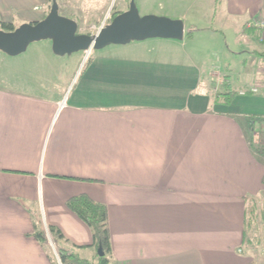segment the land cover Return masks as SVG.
<instances>
[{"label":"crops","instance_id":"1","mask_svg":"<svg viewBox=\"0 0 264 264\" xmlns=\"http://www.w3.org/2000/svg\"><path fill=\"white\" fill-rule=\"evenodd\" d=\"M48 1L0 0V20L38 21ZM219 3L225 25L256 41V65L217 71L189 54L134 56L128 43L94 51L64 99L0 89V264H63L52 233L55 247L36 235L50 226L79 259L70 264L97 261L90 226L67 205L82 193L108 207V264H256L244 235L250 200L264 195L248 136L264 118V43L247 22L264 17V0ZM165 15L183 19L186 45L187 12ZM211 82L238 90L231 104L214 101Z\"/></svg>","mask_w":264,"mask_h":264},{"label":"rangeland","instance_id":"2","mask_svg":"<svg viewBox=\"0 0 264 264\" xmlns=\"http://www.w3.org/2000/svg\"><path fill=\"white\" fill-rule=\"evenodd\" d=\"M220 1L170 0L168 4L166 3L168 8L163 10L160 7V0H148V4H144L142 0H135L142 15L187 12V25L195 26L194 36H185L184 46L180 39L134 40L130 42L127 51L134 56L170 61H185L189 54L196 62H204L206 69L213 64L217 71L224 70L227 66L238 71L241 65L237 63L245 57L249 64L256 65L253 60L255 56L248 54L256 41L251 38L247 40L240 34L238 27L225 25L227 19L223 15ZM58 2L61 14L78 21L80 33H96L106 18L110 21L116 12L129 7V0H58ZM51 5L52 0H49L47 12L50 11ZM117 47L122 46L111 44L106 46L105 51L115 52L121 49ZM94 51L99 53V49H91L90 52L80 50L72 54L57 55L53 52L52 41L49 38L30 43L26 51L14 56L0 50V89L21 90L55 101L64 99L70 95L81 70L94 55ZM236 74L237 72L235 76ZM250 81L254 82L247 80ZM207 83L209 85V81ZM214 83H210L212 92L219 88L222 90L223 84L217 86V82ZM253 132L256 147L260 145L258 153L264 159V121L261 123V119L255 118ZM263 194L264 192L261 193ZM248 230V238L250 237L252 241L249 245L255 262L264 264V195L259 197L256 216ZM250 252L248 250V254Z\"/></svg>","mask_w":264,"mask_h":264},{"label":"water","instance_id":"3","mask_svg":"<svg viewBox=\"0 0 264 264\" xmlns=\"http://www.w3.org/2000/svg\"><path fill=\"white\" fill-rule=\"evenodd\" d=\"M78 29V21L61 14L58 0H52L44 18L23 22L12 30L0 28V50L14 56L26 51L30 43L49 38L53 52L65 55L91 48L102 49L111 44L126 45L134 40L182 39L185 35L183 19L154 13L142 15L135 0H130L126 10L117 13L96 33H80ZM99 253L103 254L101 248Z\"/></svg>","mask_w":264,"mask_h":264},{"label":"trees","instance_id":"4","mask_svg":"<svg viewBox=\"0 0 264 264\" xmlns=\"http://www.w3.org/2000/svg\"><path fill=\"white\" fill-rule=\"evenodd\" d=\"M119 12H116L111 17V19ZM16 26L17 25L13 22L0 20V28H3L5 30H12ZM192 35H193L192 30L186 32V36L192 37ZM262 59L264 61V55H262ZM90 63H91V58L87 61L86 66L89 65ZM212 94L215 102L223 103V104H231L236 94H238V90L234 89L231 84H228L226 82L222 90H215L212 92ZM261 120L264 121V118ZM249 127L250 128L248 130V136L250 137V145L252 149L258 153L260 151V145L256 147L257 144L254 143V138H255L253 135L254 123L250 124ZM67 205L90 226L93 234L92 245H94L98 250L100 248L102 249L103 254L99 255L98 253L97 261H95L92 264H108L112 253V240L110 234L107 205L104 202L95 200L88 194H84V193L70 197L67 200ZM256 206H257L256 201L251 199L248 208L246 209L247 226L244 237H246L245 243L248 246H250L249 244L252 243L250 237L248 238V233H249L248 229L252 226L254 217L256 216ZM49 229L52 235L54 236L53 238L55 239L56 242V250L58 252L61 262L63 264H70L79 261L75 253H73V250L60 245L59 239L63 237L60 229L55 226H50ZM36 235L43 242H48L49 240L48 233L45 230H39L36 233Z\"/></svg>","mask_w":264,"mask_h":264},{"label":"built area","instance_id":"5","mask_svg":"<svg viewBox=\"0 0 264 264\" xmlns=\"http://www.w3.org/2000/svg\"><path fill=\"white\" fill-rule=\"evenodd\" d=\"M108 20V18H106L103 22H102V25H101V27L102 26H104L107 22H109V21H107ZM100 27V28H101ZM247 27L248 28H256V29H258V32H259V37H260V40L264 43V17H257V18H255V19H253V20H250V21H248L247 22ZM90 50L91 49H89V50H87V52H90ZM259 87H251V92H257L259 89H258ZM47 233H48V236H49V238H50V241H52V246L53 247H55L54 246V243H53V240H52V236H51V233H50V231L48 230V228H47Z\"/></svg>","mask_w":264,"mask_h":264},{"label":"bare ground","instance_id":"6","mask_svg":"<svg viewBox=\"0 0 264 264\" xmlns=\"http://www.w3.org/2000/svg\"><path fill=\"white\" fill-rule=\"evenodd\" d=\"M91 49H93V48H91Z\"/></svg>","mask_w":264,"mask_h":264}]
</instances>
